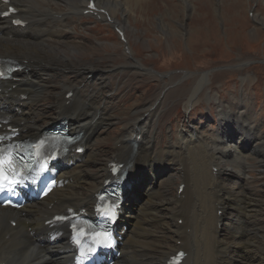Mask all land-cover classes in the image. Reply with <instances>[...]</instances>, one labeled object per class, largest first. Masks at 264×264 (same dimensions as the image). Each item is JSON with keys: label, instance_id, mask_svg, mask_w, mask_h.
I'll return each instance as SVG.
<instances>
[{"label": "bare ground", "instance_id": "obj_1", "mask_svg": "<svg viewBox=\"0 0 264 264\" xmlns=\"http://www.w3.org/2000/svg\"><path fill=\"white\" fill-rule=\"evenodd\" d=\"M94 1L100 9L109 12L113 24L124 28L118 13L122 11L129 20L130 13L126 9H130L133 3L139 4L141 0ZM182 1L188 10L190 2ZM89 3L90 0L0 2V12L12 5L18 11L12 18H20L27 23L24 29L14 28L9 20L0 19V54L22 60L24 65L22 72L16 74L20 80L0 86V115H8L13 121L23 123L21 128L32 135L37 134L43 124H52L58 118L65 117L71 132H83L79 143L85 149L82 155L70 152L63 159L57 186L42 201L25 205L19 211L0 207V264H72L74 250L71 245L62 235L51 241L48 233L54 229H48L44 221L68 206H93L94 193L108 176L107 164L110 160L104 162L102 171L92 176L93 179L86 178L89 175L85 168H98L103 164L98 161L96 152L92 151L107 120L103 107L95 104L92 97L78 96L83 86L81 82H66L62 91L54 93L53 108L57 111V117L41 118L42 123L36 118L38 105L46 98L42 95L45 84L42 76L55 75L53 71L63 72L55 58H46L45 44L48 41L67 40L77 27L73 21L84 17ZM192 5L195 7L196 1ZM87 15L94 16L91 13ZM98 15L101 22L107 21L106 14L98 12ZM160 24L163 25V22ZM127 55L130 58L128 66L147 70L140 60L134 59L131 48ZM93 71L98 73H85L83 67L78 72L87 74L85 79L94 81V86H105L104 81L97 82L104 71L99 67ZM208 75H202L191 92L192 97L187 98L185 108L188 118L198 98L196 95ZM13 84H16V88H13ZM70 90L74 95L67 98L65 93ZM24 92L28 93V97L21 100L20 95ZM204 94L209 101V113L218 121V127L212 133L200 129L189 119L188 126H179L176 137L157 152L156 129L149 126L152 118L158 116L154 113L158 107L156 104L147 106V110L117 139L114 156L127 160L126 166L133 180L137 173L146 169L150 182L145 192H139L146 183L145 179L135 188L136 195L132 202L136 207L131 203L124 216L129 228L124 235L123 257L121 255L116 264H166L169 256L180 249L187 253L183 264H264V234L260 235L259 229L252 231L248 222L254 214L259 213L258 203L256 200L254 205L255 200L244 192L243 185L247 183L249 160L258 152L264 153L262 127L245 106L235 109L232 103L218 93L212 95L208 89ZM220 101L226 103L224 108L219 105ZM213 108L215 114H212ZM257 141L263 142V145L254 144ZM262 163L264 166V160ZM162 171L172 172V175L179 173L177 189L172 196H167L163 190ZM226 178L239 185L237 190L225 183ZM157 179L163 184L162 188L156 185ZM181 183L185 187L179 192ZM207 209L209 216L205 217ZM229 209L234 213H230ZM220 210L221 215L218 214ZM10 219L16 221V226L9 223ZM158 225L164 233L163 238L170 236L167 244L157 240L154 227ZM221 226L227 227L228 233L222 234ZM258 235L261 237L259 240ZM254 252L258 253V257Z\"/></svg>", "mask_w": 264, "mask_h": 264}, {"label": "rangeland", "instance_id": "obj_2", "mask_svg": "<svg viewBox=\"0 0 264 264\" xmlns=\"http://www.w3.org/2000/svg\"><path fill=\"white\" fill-rule=\"evenodd\" d=\"M141 1L126 9L130 13L129 20L122 11L118 16L130 40L134 59L140 60L147 70L128 66L130 58L113 28L117 23L101 22L92 16L80 20L75 18L73 22L77 27L74 26L75 30L71 31L67 40L48 41L45 44L46 58H55L63 72L53 71L55 75L42 76L45 83L42 95L46 98L38 105L36 118L40 123L41 118L57 117V111L53 108L54 93L62 91L66 82H81L83 86L78 96H90L95 104L103 107L107 121L103 123L100 129L102 133L96 138L92 151L96 152L98 161L103 164L98 168H85L89 175L86 178L90 180L102 171L104 162L113 155L117 139L147 110V106L158 104L154 111L158 116H154L149 124L156 129L157 152L176 137L182 124L188 126L189 122H194L209 134L216 130L218 121L209 113V101L204 94L207 89L212 95L218 93L232 103L235 109L245 106L251 117L261 125L264 134V0H188L190 6L196 1L195 7L188 5V10L182 0ZM64 55L65 58H62ZM70 67L71 70L68 69ZM82 67L88 74L96 72L93 69L97 67L103 70L104 75L97 82L104 81L105 86H94V81L85 79L87 74L78 72ZM204 72L209 75L196 95L198 98L188 118L185 108L187 98L192 97L191 92ZM225 104L219 102L222 108ZM212 111L215 114V108ZM42 126L47 128L51 125ZM254 144L262 146L263 142ZM262 160L264 153L258 152L252 156L247 183H243L244 192L255 200L254 205L256 200L258 203L259 213L254 214L248 222L252 231L259 229L260 235L264 234ZM145 170L141 180L145 179L146 183L139 192H145L150 182V175ZM178 176L179 173L172 175V172H161L160 178H163V190L167 196L175 194ZM230 180L226 178L225 183L237 190L239 185ZM155 182L163 187L160 179ZM132 204L136 207L134 202ZM229 212L234 213L230 209ZM164 216L168 217L167 213ZM159 227H154L157 240L167 244L170 241L169 232L166 235L168 239H165ZM220 230L222 234L228 233L225 226H221ZM260 238L258 235V240ZM254 254L258 257L257 252Z\"/></svg>", "mask_w": 264, "mask_h": 264}, {"label": "snow or ice", "instance_id": "obj_3", "mask_svg": "<svg viewBox=\"0 0 264 264\" xmlns=\"http://www.w3.org/2000/svg\"><path fill=\"white\" fill-rule=\"evenodd\" d=\"M3 14H7V13H3Z\"/></svg>", "mask_w": 264, "mask_h": 264}]
</instances>
